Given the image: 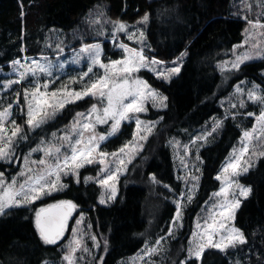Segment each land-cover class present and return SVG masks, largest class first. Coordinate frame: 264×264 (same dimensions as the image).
<instances>
[{"label":"snow or ice","instance_id":"snow-or-ice-1","mask_svg":"<svg viewBox=\"0 0 264 264\" xmlns=\"http://www.w3.org/2000/svg\"><path fill=\"white\" fill-rule=\"evenodd\" d=\"M254 8H258L259 12H255ZM245 11L253 13L256 18L250 19L248 14L242 15L248 25L244 30V40L242 45L234 46L232 61H223L217 66L222 75L225 71L229 74L239 73L241 66L247 62L264 61V0L246 3ZM232 14L241 15L239 9ZM149 19V14L145 13L137 22L139 27L120 20H108L111 25V43L119 50L120 59L105 57L102 43H84V34L80 33L72 37L81 43L78 48L71 49V59H60L65 48L70 47L63 39L56 40L54 46L49 38L45 41V49H53L54 46L55 60L42 51L39 58L24 55L11 60L8 62L10 71L6 72L0 67V162L10 166L21 163L22 160V167L10 177L0 171V217L13 215L17 209L26 208L38 200L65 191L69 188V184L64 182L65 177H71L77 185L82 182L84 185H99L100 205L116 200L121 175L127 174V165L143 151L144 143L163 120V116L157 120H144L140 114L148 112L149 102L158 110L168 107V97L153 88L139 73L146 70L156 78L171 83L173 77L180 74L183 59L187 55V51L181 53L168 66L164 60L146 54V51H153L147 43L143 29ZM90 24H100V21L93 20ZM95 31L99 36H108L104 25H100ZM120 34L139 47H131L120 40ZM245 45L247 47L242 52H237V49ZM21 51L26 53V48H21ZM83 61L86 63H82ZM71 65L81 66L85 70L76 71L73 75L68 71ZM62 77H67V83ZM57 80L61 83L54 90H50ZM76 83L81 85L79 90L69 87ZM261 83L264 84V74L261 75ZM14 85L23 87L14 88ZM4 92L8 95H3ZM21 94L24 98L23 104L20 101ZM86 97L94 98L97 103L92 104L86 113L76 112L71 124L63 130L62 136L52 132L51 140L40 138L35 147L28 144L27 152L23 156L17 155L21 144L37 139L29 133H34L37 129L43 133V126L54 120L69 104H75ZM248 102L259 106L258 114L253 111H240L248 107ZM221 107L225 108L224 119L212 117L211 127L205 125L182 148L181 142L175 137L168 141L179 162L178 170H183V175L177 176V180L183 182V187L176 192L171 186L164 185L173 197L174 216L166 236H160L154 245L145 244L138 256L142 264H157L152 258L167 251L161 242L166 241L167 237H174V232L183 227L185 205L192 203L198 190L201 172L198 164L201 162L199 149L208 142L209 137L222 130L225 119L235 120L237 116L254 117L255 124L250 129L242 130L238 146L232 148L220 174L215 177L221 181L219 191L212 193L210 205L202 210V215L195 218V230L191 233L187 248L181 250L186 251V255L179 260V264L202 262L207 249H216L227 257L229 249L237 250L241 246L249 245L248 237L235 226L234 221L235 211L241 204L240 197L247 199L252 193V188L241 184L239 177L248 173L258 159L264 157V87L255 81L241 80L235 84L226 106L225 102H221ZM233 109L236 111H231ZM18 116L25 118L24 125L16 122ZM125 122L134 124L132 139L125 141L118 150L108 151L109 144L116 142L114 138H118ZM101 125L108 127L100 132L97 129ZM184 131L187 132V129ZM35 153H42V156L33 159ZM89 165L98 166V175H86L82 181L80 170ZM150 181L153 184L161 183L154 174L150 176ZM77 208L78 205L73 200L61 199L35 211V228L40 240L44 245L59 246L61 250L59 260L44 259L41 264H104V256L97 255L101 250V242L95 233L86 231L92 224L86 222L84 212L75 221L76 228L72 230L70 239L64 244L60 243L69 231V220ZM85 237L92 242L93 248L88 246ZM103 244L106 255V239ZM244 251L252 253L251 259H255V264H264V254L256 259L257 254L250 245ZM162 261L163 256L161 264ZM232 264H241V261L233 260Z\"/></svg>","mask_w":264,"mask_h":264},{"label":"trees","instance_id":"trees-1","mask_svg":"<svg viewBox=\"0 0 264 264\" xmlns=\"http://www.w3.org/2000/svg\"><path fill=\"white\" fill-rule=\"evenodd\" d=\"M233 3L234 0H0V67L21 58L24 46L29 47L30 55L37 54L51 29L70 34L83 25L91 27V14L100 8L107 11L111 20L124 21L132 26H136L148 13L150 19L144 31L153 51H146V54L171 62L187 51L181 72L171 83L151 73H141L154 88L168 97V107L162 110L152 108L147 114L150 120H157L160 116L163 120L144 150L130 164L127 174L120 179L116 200L100 205L99 185H84L83 182L77 185L68 179L69 188L65 191L17 209L13 215L0 217V264H41L44 259H60L59 246L44 245L40 240L35 228V211L61 199L73 200L78 205L74 218L81 212L86 213L93 233L101 242L97 255L104 256V264H121L148 242L167 234L175 204L164 185L171 186L176 192L182 189V182L177 180L173 149L168 141L175 137L182 143H188L205 125L213 122L212 117L224 119L221 102L229 97L235 84L241 80L255 81L264 87L261 83L264 61L246 63L235 74L224 72L222 75L217 67L231 58L234 46L244 40L246 23L232 14L235 12ZM95 34H85L84 40L92 42ZM105 47L109 52L110 43ZM113 55L117 57V54ZM92 102L88 99L67 106L55 120L43 126V133L37 129L29 134L37 139L30 140L25 147L28 144L35 147L40 138H51L52 132L70 123L76 112L85 111ZM251 123L246 118L225 119L222 130L200 147L199 191L184 211L180 238L170 243L164 264H179L186 255V251L181 250L187 248L195 218L212 193L220 188V181L215 177L232 148L237 146L242 130ZM130 128L131 125L124 126L118 138H114L116 142L110 143L112 149L123 144L129 137ZM96 169V166L84 168L81 180L86 175H97ZM152 174L160 184L150 181ZM241 182L250 186L252 193L237 211L235 224L248 237L258 259L260 254H264V157L241 177ZM70 224L73 225V220ZM105 239L108 242L106 255L103 252ZM249 245L230 249L227 257L218 250L208 249L202 262L197 264H232L233 260L255 264V259H251L252 253L244 251Z\"/></svg>","mask_w":264,"mask_h":264},{"label":"rangeland","instance_id":"rangeland-1","mask_svg":"<svg viewBox=\"0 0 264 264\" xmlns=\"http://www.w3.org/2000/svg\"><path fill=\"white\" fill-rule=\"evenodd\" d=\"M253 2H254V0H234V3H233V6L235 5L234 10H235V12H236V11L239 9L241 15H238V16L241 17V18H242V15H243V14H248L250 19H255L256 17H255V15H254L253 13H246V11H245V4H246V3H253ZM254 11H255V12H259V9H258V8H254ZM24 15H25V14H24ZM91 16H93V17L91 18L90 21H93V20H99V21H100V24H91V25H92L91 27H90L88 24H87L86 26L83 25V26H81L80 28H78V29L72 31L70 34H68V33H66V32H63V31H61V30L51 29V30L47 31V36H46V38H44V40H43L44 43H43V45L40 44V46H39V48H38L40 51H39L37 54L30 55V54H29V51H30L29 47L24 46L23 48H26V53H25V52H22V53H23V56H24V55H27V56H29V57H36V58H39V56L41 55V53H42V51H43V52H45L49 57H51L53 60H55V59H56V53H55V51H54L55 41L58 40V39H63L64 42H65L66 44H68L70 47H66V48H65L64 53L60 56V59L63 60L65 57L71 59V49H72V47H74V48H78V47H79L78 44L80 45V43H81V41L78 40V39H72V37L74 36V34H80V33H83L84 35H85V34H93V32H96L95 29L99 28L100 25H104V31L108 33V36H107V37H105V36H99V35L97 34V32H96V34H95V35L92 37V39H91V40H93V41L90 42V43H95V42H100V43H102V44H103V47H104L105 57H111L112 59H120V58H121V55H120L119 50H118L115 46H113V44L111 43V39H110V35H111V25L108 24V20H109V19L111 20V18L108 16L107 11H106L105 9H101V8H100L99 10L93 12V13L91 14ZM112 21H113V20H112ZM244 21H245V20H244ZM245 23H246V28H247V27H248L247 22L245 21ZM129 25H130V24H129ZM131 26H132V25H131ZM133 26H135V25H133ZM136 26L139 27L138 24H136ZM145 26H146V24L143 25V29H144ZM86 28H87L88 30H87V32H84ZM52 30H55V31H52ZM92 31H93V32H92ZM144 32H145V31H144ZM145 36H146V35H145ZM49 38H51L50 42H53V45H54V46H53V49H45V41L48 40ZM119 39L122 40V41H124L125 43L129 44V46H131V47H137V48L139 47V45L135 44L133 41L128 40L127 37L124 36L123 34H120ZM83 42H84V43H89L88 40H84ZM106 43H110L109 52H107V49H106V47H105V44H106ZM242 43H243V42H242ZM242 43L239 44V45H242ZM76 46H77V47H76ZM246 47H247V46L245 45V46L241 47L240 49H237V52H242V51L244 50V48H246ZM112 53H113V54H117V57H115ZM23 56H22V57H23ZM22 57H21V58H22ZM186 58H187V56L184 57V59H183V64H184V61L186 60ZM233 59H234V55H233V52H232V54H231V58H229V59L226 60V61H229V62H230V61H232ZM256 61H258V60L251 61V62H256ZM105 62H107V59H105ZM171 62H172V61H171ZM171 62H167V65H168V66H171ZM82 63H86V61H83ZM247 63H249V62H247ZM245 64H246V63H245ZM242 66H243V65H242ZM229 67H230V65H229ZM3 68H4V71H6V72H7V71H10V66H9V64H6L5 66H3ZM83 70H85V68H83V67H81V66H77V65H71V67L68 69V71H71L73 75H75L76 71H83ZM95 71H101V70H99V69H95ZM144 72H148V71H146V70H142V71L139 73V76L145 79V77L141 74V73H144ZM148 73H151V72H148ZM225 73H228V71H225ZM151 74H153V73H151ZM153 75H154V74H153ZM154 76H155V75H154ZM174 77H175V76H174ZM174 77H173V78H174ZM62 80H64V82L67 83V77H62ZM146 80H147V79H146ZM246 81H250V80H246ZM60 83H61V81H60V80H57L56 83H54V84L51 85L50 90H54L55 88H57L58 85H59ZM13 87H14V88H22L23 85H14ZM69 87H71V88H75V89L79 90L80 87H81V85H80L79 83H76V84H70ZM152 87H153V86H152ZM153 88H154V87H153ZM233 91H234V90H233ZM3 95L7 96L8 93H7V92H4ZM88 99H90V100L93 101L92 104L97 103V101H96L94 98H92V97H86L85 99L80 100V101H77L76 103L83 102V101H86V100H88ZM227 99H228V98H226L225 100H223V102H225V106H226ZM20 101H21V104L24 103L23 94H21ZM12 102H13V104H14V99H13ZM92 104H91V106H92ZM69 105H71V104H69ZM69 105H68V106H69ZM91 106H90V107H91ZM147 106H148V112H147V113H142V114H140L141 119H144V120H150L149 118H147V114H148L149 111H150L152 108H154V107H152L151 102H149ZM90 107H89V108H90ZM89 108H88V109H89ZM88 109H86L85 111H81V112L86 113V112L88 111ZM154 109H156V108H154ZM223 109H224V111H225V108H224V107H223ZM156 110H157V109H156ZM231 111L235 112L236 110L233 109V110H231ZM240 111H241V112H244V113H246L247 111H253V112H257V114H258L259 106H258V105H253L251 102H248V107L245 108V109H240ZM13 112H14V114H15V112H16L15 105H14V108H13ZM61 113H62V112H61ZM61 113H60V114H61ZM60 114H59V115H60ZM57 116H58V115H57ZM237 117H238V118H241L242 120H243L244 118H246V119L252 121V123H251L249 126H247L246 128H244V129H250V128H252V127L254 126V124H255V118H254V117H248V116H237ZM24 119H25V118H24L23 116H18V117H16V122H17L18 124L24 125ZM54 120H55V119H54ZM72 120H73V118L71 119L70 123L66 124L64 127H62L61 129H59V130L57 131L58 135L62 136V135L64 134L63 130H65V128H66L67 125H70V124H71ZM51 121H52V120H51ZM212 123H213V122H212ZM212 123H211V124H212ZM211 124H208L207 126L210 128V127H211ZM125 125H127V126L131 125V128H130V132L128 133L129 137L126 138V140H124V142L127 141V140H131V139H132V135H133V133H134V131H135L134 124H129L128 122H125V123L122 125L121 129H120V133H121V131L123 130V128H124ZM107 127H108V125H101V126L98 127L97 130L100 131V132H103ZM25 131H27V127H26V125H25ZM29 134H31V133H29ZM149 138H150V137H149ZM149 138H148V139H149ZM209 138H210V137H209ZM51 139H52V137H51V138H47V139H45V141H49V140H51ZM147 141H148V140H147ZM124 142H123V143H124ZM27 143H28V142H27ZM27 143H23V144L20 145V147H19V149H18V152H17V155H18V156H23V155L27 152L28 147H27V146L25 147V145H26ZM146 143H147V142H146ZM146 143H144V145H143V150H144V148H145V146H146ZM183 144H185V143H182V142H181V148H182ZM122 145H123V144H122ZM122 145H121V146H122ZM237 146H238V144H237ZM101 147L103 148V145H102ZM119 147H120V146H119ZM119 147H117V148H115V149H114V148L112 149V145L110 144V145L108 146V151H115V150H118ZM172 149H173V148H172ZM141 152H142V151H141ZM141 152H140V153H141ZM140 153L135 157V159L140 155ZM173 153H174V151H173ZM181 154H183V153L181 152ZM40 156H42V153H35V154L33 155V159H37V158H39ZM229 156H230V155H229ZM228 158H229V157H228ZM228 158H227V160H228ZM261 158H262V157H261ZM135 159H134V160H135ZM174 159H175V163H176V166H177L178 175H183V170H182V169H181V170H178V163H179V162H178V160L176 159L175 156H174ZM259 159H260V158H259ZM259 159H258V161H259ZM134 160H133V161H134ZM227 160L225 161V163L227 162ZM133 161H132V162H133ZM258 161H257V162H258ZM257 162H256V164H257ZM225 163L223 164V166L225 165ZM198 164H199V167L201 168V162H198ZM256 164H255V166H256ZM91 166H96V167H98L97 165H89V166H86V167H91ZM129 166H130V164L127 165V168H129ZM223 166H222V167H223ZM255 166H254V167H255ZM21 167H22V160H21V163H18V164H12V165H10V166H9V165H6V164H3V162H0V171H4L6 177H10L12 174H14V173H15L18 169H20ZM86 167H85V168H86ZM254 167H252V168H254ZM252 168H251V169H252ZM83 169H84V168H83ZM83 169L80 170V173H81V171H82ZM251 169H250V170H251ZM221 170H222V168L220 169V172H221ZM250 170H249V171H250ZM220 172H219V174H220ZM200 174H201V172L199 173V175H200ZM246 174H247V173H246ZM97 175H98V174H97ZM97 175H95V176H97ZM244 175H245V174H244ZM244 175H242V176H244ZM95 176H93V177H95ZM122 176H123V175H121L120 179L122 178ZM242 176L239 177V182H240L241 184H243V183L241 182V177H242ZM68 179H72V178H71V177H65V178H64V182L67 183V180H68ZM181 182H182V181H181ZM199 182H200V180H199ZM119 183H120V180H119ZM220 185H221V181H220ZM243 185H245V184H243ZM245 186H246V187H250V186H247V185H245ZM182 187H183V182H182ZM198 191H199V184H198V190H197L196 193H195V198H196V196H197V194H198ZM218 191H219V190H218ZM118 192H119V184H118ZM216 192H217V191H216ZM56 194H57V193H55L54 195H56ZM54 195H53V196H54ZM117 195H118V194H117ZM249 196H250V195H249ZM249 196H248V197H249ZM50 197H51V196H50ZM46 198H48V197H46ZM46 198H44V199H46ZM195 198H194V199H195ZM240 199H241V204H240V207H241L243 201L246 200V199L243 198V197H240ZM42 200H43V199H42ZM38 201H39V200H38ZM113 202H114V201H113ZM111 203H112V202H109L108 204H111ZM210 203H211V199H209L208 202H206V203L202 206V208L200 209L198 215H202V214H203L202 210H206L207 206L210 205ZM108 204H106V205H108ZM189 205H190V204H186V205H185V209H186ZM240 207H239V208H240ZM239 208L236 209V211H235V221H234V223L236 222V213H237V211L239 210ZM184 211H185V210H184ZM184 211H183V218H184ZM198 215H197V216H198ZM74 216H75V214L72 216V219L70 220V222L73 220V225H71L70 222H69V225H68L69 231L65 234V239L63 240V244H64L67 240L70 239L72 230L76 228L75 221L78 219V216H79V215H78L77 217H75V218H74ZM86 222H89V221L87 220V218H86ZM170 226H171V224H170ZM235 226H236V224H235ZM236 227H237V226H236ZM182 230H183V227L180 228L178 231H175V232H174V237H167L166 241H162V242H161V244L167 248V251L169 250L170 243H171V242H174V241H176V240H178V239L180 238V232H181ZM194 230H195V222H194V229H193V231H194ZM86 231L89 232V233H93V229H92V227L89 228V229H86ZM165 236H166V235H165ZM190 238H191V235H190ZM190 238H189V239H190ZM85 239H86V241H87V243H88V246H89L90 248H93L92 242H91L90 240H88L87 237H85ZM147 244L150 245V246H151V245H154V244H155V241L148 242ZM144 247H145V246H144ZM144 247H143V248H142L137 254H135V255H133V256H131V257H129V258L123 260V261L121 262V264H142V262L138 259V256L142 253V250L144 249ZM93 250L95 251V249H93ZM207 250H208V249H207ZM213 250H216V249H213ZM229 250H230V249H229ZM167 251H166V253H167ZM205 251H206V250H205ZM166 253H161V256H163L162 264L165 263ZM161 256H156V257H153L152 259L155 260V261L157 262V264H161ZM85 261L87 262V258H85Z\"/></svg>","mask_w":264,"mask_h":264},{"label":"water","instance_id":"water-1","mask_svg":"<svg viewBox=\"0 0 264 264\" xmlns=\"http://www.w3.org/2000/svg\"><path fill=\"white\" fill-rule=\"evenodd\" d=\"M75 212H76V211H75ZM75 212L73 213V215L75 214ZM73 215H72V216H73ZM71 219H72V217H71ZM71 219H70V220H71ZM70 220H69V222H70Z\"/></svg>","mask_w":264,"mask_h":264}]
</instances>
